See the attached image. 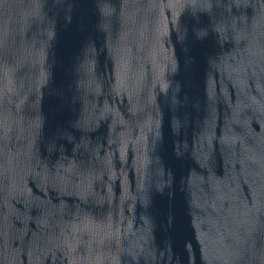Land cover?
Instances as JSON below:
<instances>
[{
	"label": "water",
	"instance_id": "95a60500",
	"mask_svg": "<svg viewBox=\"0 0 264 264\" xmlns=\"http://www.w3.org/2000/svg\"><path fill=\"white\" fill-rule=\"evenodd\" d=\"M0 264H264V0H0Z\"/></svg>",
	"mask_w": 264,
	"mask_h": 264
}]
</instances>
